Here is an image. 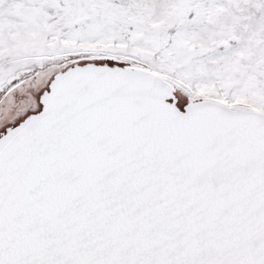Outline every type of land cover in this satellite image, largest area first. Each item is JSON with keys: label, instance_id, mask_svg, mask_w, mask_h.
I'll use <instances>...</instances> for the list:
<instances>
[{"label": "snow or ice", "instance_id": "obj_1", "mask_svg": "<svg viewBox=\"0 0 264 264\" xmlns=\"http://www.w3.org/2000/svg\"><path fill=\"white\" fill-rule=\"evenodd\" d=\"M0 264H264V0H0Z\"/></svg>", "mask_w": 264, "mask_h": 264}]
</instances>
